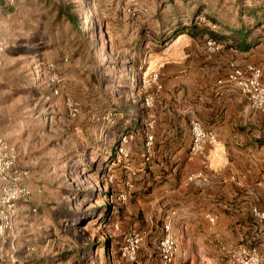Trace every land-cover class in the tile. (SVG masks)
I'll list each match as a JSON object with an SVG mask.
<instances>
[{"label":"rangeland","instance_id":"374dc122","mask_svg":"<svg viewBox=\"0 0 264 264\" xmlns=\"http://www.w3.org/2000/svg\"><path fill=\"white\" fill-rule=\"evenodd\" d=\"M59 6L71 7L83 33L58 18ZM258 8L264 10V0L16 1L2 36L10 47L0 65V113L14 125L5 139L20 168L31 172L33 196L21 204L11 235L12 253L21 259L17 264H136L122 255L132 231L143 236L137 263L162 264L161 226L156 229L150 216L153 203L136 190L135 165L145 164L142 134L126 135L129 155L114 163H104L98 152L125 136L113 125L141 96L134 92L138 75L142 82L159 72L161 88L153 90L159 95L167 65L183 62L209 73L213 61L223 57L206 53L210 32L226 34L224 25L237 28L250 21L243 9ZM198 9L197 38L181 35L156 43L163 23L175 25V16L185 14L188 25ZM132 55L136 68L130 65ZM105 242L108 252L99 247ZM74 250L78 255L70 256Z\"/></svg>","mask_w":264,"mask_h":264},{"label":"crops","instance_id":"0c3cea01","mask_svg":"<svg viewBox=\"0 0 264 264\" xmlns=\"http://www.w3.org/2000/svg\"><path fill=\"white\" fill-rule=\"evenodd\" d=\"M12 8L7 0H0V36L11 20ZM221 54L209 73L183 62L166 66L164 90L149 110L145 134L154 137L152 156L149 162L135 165L136 190L153 203L150 216L156 219L155 228L161 226L162 232L165 218L175 213L178 264H233L223 248L240 243L256 246L264 264V237L251 213L253 208L264 212V112L252 110L227 77L231 65L252 64L262 69L264 83V45ZM250 54L254 56L246 60ZM194 120L213 132L219 144L190 159ZM12 127L0 113L5 138ZM197 172H204L207 183L188 181ZM21 208L20 204L17 218ZM154 223L149 222L150 228ZM13 234L4 241L5 256L21 262L12 253Z\"/></svg>","mask_w":264,"mask_h":264},{"label":"built area","instance_id":"2783aa9c","mask_svg":"<svg viewBox=\"0 0 264 264\" xmlns=\"http://www.w3.org/2000/svg\"><path fill=\"white\" fill-rule=\"evenodd\" d=\"M9 6L15 4V0H7ZM8 41L0 36V65L3 56L9 50ZM204 49L210 55H218L224 51V46L217 40L205 41ZM233 50V49H232ZM263 71L260 67L252 64L245 66L231 65L228 80L233 83L239 92L246 98L252 110L264 112V83L262 81ZM141 87L145 90L144 106L148 110L154 107L156 95L153 90H160V73L153 72L146 76ZM70 115H75L77 110L71 103L67 105ZM192 144L190 148V159L204 155L207 147L214 148L219 144L216 135L205 130L202 125L194 120L190 123ZM128 136H122L121 142L115 147V158L128 157ZM154 137L147 134L144 143V162H149L152 156ZM31 172L19 166V159L15 148L5 139L0 131V264H17L5 256L4 241L12 231L14 220L18 216L20 204L31 201L33 192L29 187ZM188 181L197 184L207 183L204 172H197L188 178ZM134 186H129V194L133 192ZM35 211V210H33ZM252 216L257 221L264 237V212L258 208L252 209ZM175 213H170L162 224V234L157 247V255L162 264H172L179 253V245L175 239L173 223ZM143 242V236L137 232H130L125 240L122 255L132 263H137V254ZM226 258L233 264H263L257 247L244 244L231 245L223 248Z\"/></svg>","mask_w":264,"mask_h":264},{"label":"trees","instance_id":"16d2710c","mask_svg":"<svg viewBox=\"0 0 264 264\" xmlns=\"http://www.w3.org/2000/svg\"><path fill=\"white\" fill-rule=\"evenodd\" d=\"M15 4L10 7H15ZM71 7L64 8L63 6H59V13L58 18H65V20L71 24L72 28L76 30V32L83 33L81 26H77V17H75L70 12ZM259 11L253 9V11L243 9L241 11L242 15L248 16L250 21L241 22L240 26L237 28H229L228 26L224 25L225 31L229 32L226 34H219L220 36H216L214 34L209 35V38L217 40L219 43L227 44L224 48L228 50H236L241 52H248L255 49L258 45H264V10ZM200 10L198 9L194 12V16L188 18V25L184 24L185 14L175 16L177 18L175 25H170V20L168 24L163 23L162 27L158 31V40H156L157 44L167 43L169 41L174 40L178 36L187 35L191 38H197L199 31L197 30L196 26V18L199 15ZM240 19H243L242 16ZM208 19H212L211 16H208ZM261 26H263L261 28ZM257 29H260L257 32ZM162 31H164L162 33ZM208 33V30H204ZM225 50V49H224ZM130 65L134 68L138 66V59L136 56H130ZM136 88L134 92L138 95H141L137 98L136 102L132 105H129L125 108L121 113L120 120L113 125V129L117 130L118 132L124 133L125 135H132V134H142L144 137L145 142V134L147 128V122L149 118V110L145 108L143 102L144 97L146 96L143 94V90L141 87V75H138L135 82ZM133 110L132 114L130 111ZM115 144H111L110 146L104 147L102 152H98L100 159L105 160L104 163L111 164L114 163L116 160L115 158ZM91 173H95V170L92 168L90 169ZM98 174L103 172L102 170L96 171ZM104 247L108 252V243L105 242L103 244H99V247ZM78 250H74L70 252V256L78 255ZM109 258V256H107Z\"/></svg>","mask_w":264,"mask_h":264}]
</instances>
